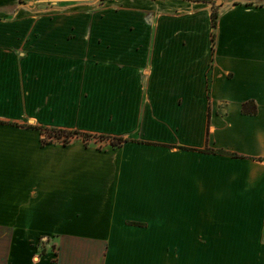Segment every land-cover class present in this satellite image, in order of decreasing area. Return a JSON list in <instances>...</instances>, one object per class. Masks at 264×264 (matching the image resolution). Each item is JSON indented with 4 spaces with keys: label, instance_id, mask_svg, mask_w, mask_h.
<instances>
[{
    "label": "crops",
    "instance_id": "1",
    "mask_svg": "<svg viewBox=\"0 0 264 264\" xmlns=\"http://www.w3.org/2000/svg\"><path fill=\"white\" fill-rule=\"evenodd\" d=\"M0 264H264V0H0Z\"/></svg>",
    "mask_w": 264,
    "mask_h": 264
},
{
    "label": "rangeland",
    "instance_id": "2",
    "mask_svg": "<svg viewBox=\"0 0 264 264\" xmlns=\"http://www.w3.org/2000/svg\"><path fill=\"white\" fill-rule=\"evenodd\" d=\"M75 138H79L85 143L89 142H99L102 140H106L104 137H93L91 135L87 134H78L74 132H66V131H61V130H46L43 133L42 141L43 143H62L66 144L70 141H72Z\"/></svg>",
    "mask_w": 264,
    "mask_h": 264
},
{
    "label": "trees",
    "instance_id": "3",
    "mask_svg": "<svg viewBox=\"0 0 264 264\" xmlns=\"http://www.w3.org/2000/svg\"><path fill=\"white\" fill-rule=\"evenodd\" d=\"M103 1H105V0H100V2H103ZM203 1H211V0H203ZM217 15L218 14L216 12L212 13V24H213V27L216 26ZM245 111H246V109H245ZM125 141H126L125 139H113L112 142H113L114 145H118V144H122Z\"/></svg>",
    "mask_w": 264,
    "mask_h": 264
},
{
    "label": "built area",
    "instance_id": "4",
    "mask_svg": "<svg viewBox=\"0 0 264 264\" xmlns=\"http://www.w3.org/2000/svg\"><path fill=\"white\" fill-rule=\"evenodd\" d=\"M38 251H39V247H38ZM40 254H41V253H40V251H39L38 254H37V257L40 256Z\"/></svg>",
    "mask_w": 264,
    "mask_h": 264
},
{
    "label": "water",
    "instance_id": "5",
    "mask_svg": "<svg viewBox=\"0 0 264 264\" xmlns=\"http://www.w3.org/2000/svg\"><path fill=\"white\" fill-rule=\"evenodd\" d=\"M94 1H99V0H94Z\"/></svg>",
    "mask_w": 264,
    "mask_h": 264
}]
</instances>
